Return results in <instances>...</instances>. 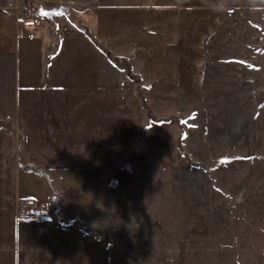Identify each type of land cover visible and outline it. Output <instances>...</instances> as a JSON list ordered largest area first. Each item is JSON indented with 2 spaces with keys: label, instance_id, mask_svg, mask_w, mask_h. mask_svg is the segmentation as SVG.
Masks as SVG:
<instances>
[{
  "label": "crops",
  "instance_id": "1",
  "mask_svg": "<svg viewBox=\"0 0 264 264\" xmlns=\"http://www.w3.org/2000/svg\"><path fill=\"white\" fill-rule=\"evenodd\" d=\"M242 10L264 0L0 1V264H101L107 176L179 164L185 82H207V41Z\"/></svg>",
  "mask_w": 264,
  "mask_h": 264
},
{
  "label": "rangeland",
  "instance_id": "2",
  "mask_svg": "<svg viewBox=\"0 0 264 264\" xmlns=\"http://www.w3.org/2000/svg\"><path fill=\"white\" fill-rule=\"evenodd\" d=\"M206 46L179 164L107 176L101 264H264V10L226 12Z\"/></svg>",
  "mask_w": 264,
  "mask_h": 264
},
{
  "label": "trees",
  "instance_id": "3",
  "mask_svg": "<svg viewBox=\"0 0 264 264\" xmlns=\"http://www.w3.org/2000/svg\"><path fill=\"white\" fill-rule=\"evenodd\" d=\"M26 4L28 6H33L30 2H26ZM37 9V8H36ZM38 11H40V9H37ZM66 14L69 13V10L65 12ZM64 13V14H65ZM69 15V14H68ZM83 33L86 34V36L90 39V41L99 49V51L103 54H105L108 59L116 66L118 67L119 69L121 70H125V68L119 63V61L115 60L112 58L111 54L109 52H107L103 46L101 44H99L89 33V31L87 29H82V28H79ZM128 75L130 77L131 80L133 81H136L138 84H139V95L141 96V93H140V88H141V85H140V82L139 80L132 74V72L130 70H128ZM142 103H143V107L144 109L149 113V117H150V120L155 123V124H160V123H168L170 122L172 119H176V117H172L170 118L169 120H161V121H157L153 115H152V112L148 106V104L146 103L145 99L142 97ZM0 127H2V124H0ZM20 219L21 220H27V221H30V220H33V221H41V220H44L45 219V216L44 215H41V214H21L20 215ZM71 221H67V223H70Z\"/></svg>",
  "mask_w": 264,
  "mask_h": 264
},
{
  "label": "water",
  "instance_id": "4",
  "mask_svg": "<svg viewBox=\"0 0 264 264\" xmlns=\"http://www.w3.org/2000/svg\"><path fill=\"white\" fill-rule=\"evenodd\" d=\"M66 11H67V9H65V8H59V9H55L52 11H46V10L42 9V10H40L39 15L47 17V18H54L55 16L62 15ZM219 162L220 163H228V160L222 159ZM24 170L26 173H35L39 176H46L45 173L39 171L36 167H26ZM53 203L55 206H57L58 205V198H54Z\"/></svg>",
  "mask_w": 264,
  "mask_h": 264
},
{
  "label": "built area",
  "instance_id": "5",
  "mask_svg": "<svg viewBox=\"0 0 264 264\" xmlns=\"http://www.w3.org/2000/svg\"><path fill=\"white\" fill-rule=\"evenodd\" d=\"M21 11L23 14L25 13L28 15L31 14V12L29 11V8L27 7H24ZM19 205H20L19 209L21 211L20 214L35 213L39 209L38 204L27 201V200H22L19 203Z\"/></svg>",
  "mask_w": 264,
  "mask_h": 264
}]
</instances>
